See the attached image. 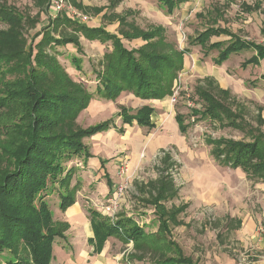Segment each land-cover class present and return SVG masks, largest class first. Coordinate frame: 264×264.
<instances>
[{
  "label": "rangeland",
  "instance_id": "374dc122",
  "mask_svg": "<svg viewBox=\"0 0 264 264\" xmlns=\"http://www.w3.org/2000/svg\"><path fill=\"white\" fill-rule=\"evenodd\" d=\"M0 3L12 6L34 19L39 12L34 0H0ZM53 5L54 0H51L48 13L39 15L36 29L26 31L30 41L37 32L49 25L53 16L49 20L48 17L55 13ZM65 12L91 27L105 26L108 31L121 36L129 49H137L145 44L141 38L130 40L121 35L123 30L130 31L132 25L145 32L155 27L163 28L165 41L178 49L188 47L193 38L211 26L225 27L236 36L264 45V0H189L172 13L160 6L158 0H76V4L73 0H64L61 13ZM121 17H125L124 22L119 21ZM9 27V24L0 22V30ZM80 37L84 52L79 53L75 48L74 51L63 49L66 56L61 55L59 59L75 80H83L94 90L96 82L89 61L103 57L108 48L99 41L93 42L82 35ZM216 40L228 41L229 36H213L210 42ZM191 48L192 52L185 56L183 68L174 83V94L154 102L157 109L152 120L156 121V127L152 130L141 128L144 136L141 151L138 140L140 128L137 122L126 125L121 121L119 113L124 106L117 104L116 100L113 109H106L101 104L102 100L96 98L79 116V127L96 125L113 116L125 133L122 135L112 129L104 135L85 139L92 152L114 142L116 148L120 147H108L112 151L106 165L108 174L102 167L93 166L89 160L75 159L68 163V166L76 167L73 181L78 185L76 195L80 206L76 205L70 211L84 210L86 214L82 221H67L68 209L60 210L59 196L56 193L48 195L55 225L61 229L66 228L64 224L69 225L64 233L67 240L57 238L56 244L61 246L63 252L72 254L74 260L75 252L81 246L84 249L87 240L81 238L77 241L76 237L87 236L83 232L92 227L88 208H95L102 213L99 207L120 186L126 188L128 202L112 218L107 217L110 220H117L121 216L135 217V222L141 228H146L147 232L156 233L161 228L159 214L155 212L157 209L152 202V196L157 193L150 182L159 177L158 167L164 166L162 159L169 155L168 163L172 165L166 169L165 175L174 179L178 195L166 201L165 206L170 210L175 206L184 210L170 221L169 227V237L173 238L179 249L197 264H264V180L252 179L243 169L220 165L208 143L210 138H251L228 122L195 115L197 109H204L199 92L209 91L217 100L241 115L250 126L264 130V60L259 65L244 67V60L249 59L254 51H242L231 55L224 64H219L214 62L217 50L206 55L197 44ZM74 55L82 60L84 69L81 73L68 65ZM10 77V74L6 75L4 80ZM1 83L0 93L3 89ZM97 100L101 102L93 106ZM125 102L128 107L133 105L130 100ZM178 115L184 117L188 126L183 134L175 119ZM14 141L12 134H5L0 129V173L10 167L8 150ZM105 174L112 180V187ZM115 238L106 262L101 264H143L155 257L149 251L146 256V252L136 248L132 241L127 243L119 237ZM162 251L165 255L174 254L168 248ZM62 256L57 251L52 264H66ZM142 256L144 259H141ZM78 261L75 263L78 264ZM82 264H85V260Z\"/></svg>",
  "mask_w": 264,
  "mask_h": 264
},
{
  "label": "trees",
  "instance_id": "16d2710c",
  "mask_svg": "<svg viewBox=\"0 0 264 264\" xmlns=\"http://www.w3.org/2000/svg\"><path fill=\"white\" fill-rule=\"evenodd\" d=\"M34 1L39 9L35 19L0 3V22L10 25L7 30H0V82L3 85L0 129L15 139L8 150L10 167L0 173V264H52L54 245L57 238L65 239L68 224L63 223L64 229L55 225L48 195L56 193L60 210L67 211L77 202L78 188L73 181L76 167L68 166V163L93 157L85 139L111 128L125 132L123 127L116 126L114 117L96 125L79 127L77 120L92 100H116L125 90L147 100L174 94L173 86L183 68L184 57L192 52L191 46L195 44L203 48L206 55L217 50L214 62L219 64L242 51H254L249 59L244 60V67L259 65L264 60L263 44L236 36L225 27L211 26L193 38L188 47L178 49L165 41L163 28L155 27L145 32L132 25L130 31L123 30L121 35L130 40L141 38L145 44L129 49L121 36L108 31L105 26L91 27L66 12L49 16L48 20L52 17L49 25L30 41L26 31L36 29L39 15L48 13L51 5V0ZM186 1L158 0V3L172 13ZM73 3L76 4V0ZM124 18L118 19L124 22ZM81 35L108 48L102 58L89 61L96 82L94 90L83 80H75L59 59L61 55L66 56L63 49L84 52ZM224 35L230 39L210 42L213 36ZM81 61L74 55L68 65L81 73L84 69ZM9 74L10 79L4 80ZM199 93L204 109H197L195 115L228 122L251 138H210L208 143L216 161L225 167L241 168L254 180H264V130L250 126L213 93L204 90ZM134 111L122 107L119 117L124 124L137 122L139 126L154 129L152 107L142 106ZM177 121L181 132H186L188 126L184 117L178 115ZM169 161V155L162 159L164 166L158 167L159 177L150 182L157 193L152 196V202L159 214L161 228L156 233L147 232L133 217L110 220L89 207L94 233L89 241L96 251L100 252L106 241L115 236L127 243L132 241L136 248L146 252V256L148 251L155 254L152 261L143 264H197L169 237L170 221L184 211L182 207L175 206L170 210L165 206L166 201L178 195L174 179L165 175L166 169L172 165ZM101 164L105 168V161L101 160ZM106 176L112 187V180ZM163 248L174 254L165 255Z\"/></svg>",
  "mask_w": 264,
  "mask_h": 264
},
{
  "label": "crops",
  "instance_id": "0c3cea01",
  "mask_svg": "<svg viewBox=\"0 0 264 264\" xmlns=\"http://www.w3.org/2000/svg\"><path fill=\"white\" fill-rule=\"evenodd\" d=\"M189 1V0H188ZM188 1H186L185 3H187ZM183 4V3H182ZM181 5V4H180ZM229 39H230V37H229ZM216 41H220V40H216ZM98 42V41H97ZM186 56V55H185ZM102 58V57H101ZM185 58V57H184ZM129 94V95H128ZM132 95V93H129V91L127 92L126 90H125V92H123V94L120 96V97H118L117 99H116V103L117 104H120V105H122V106H126V107H128L127 105H125L126 104V102H125V100H130V102L133 104V105H131V106H129V107H131V108H133V109H135V111L136 110H138V109H140L142 106H150V107H152L153 109H154V111L157 109V107H155V101H158V100H160V99H154V100H147V99H143V98H138V97H135L134 95V97L132 96V97H130L129 98V96H131ZM133 98H135V99H133ZM166 98V97H165ZM165 98H163V99H165ZM102 100V99H101ZM97 102H101V101H99V100H97L95 103H94V105L93 106H96L97 104ZM114 100H111V101H107V100H102V102H101V104L102 105H104V107H106V109H113V105H114ZM125 103V104H124ZM96 104V105H95ZM92 107V106H91ZM128 107V108H129ZM120 111V110H119ZM134 111V112H135ZM113 117V116H112ZM111 117V118H112ZM111 118H108V119H111ZM176 119V121H177V117L175 118ZM122 121V120H121ZM153 121V120H152ZM155 123H156V121H155ZM177 123H178V121H177ZM126 125H129V124H126ZM126 125H124V126H126ZM156 125H157V123H156ZM116 126L118 127V128H120V126H118L117 125V123H116ZM143 126H139L138 125V128H140V130H139V133H138V136H139V138H138V140H139V150L141 151V148H142V145H143V140H144V136H143V130L141 129ZM156 127V126H155ZM178 127H179V131H180V133L181 134H183V133H185V132H181V130H180V126H179V123H178ZM144 128V127H143ZM145 128H147V127H145ZM112 129H114V131H116V132H118V133H120L119 131H118V129L117 128H111V130ZM111 130H109V131H105V132H101V133H97V135H104V134H106V132H111ZM150 130H152V129H150ZM125 133V132H124ZM124 133H120V134H124ZM97 135H95V136H92V138L93 137H96ZM116 144H115V142L114 143H112V145L110 144L109 146H105V147H102V146H100L99 148H96L95 149V152L93 151H91L90 150V148H91V146H90V144H88V146H89V150H90V152L92 153V155H93V157L92 158H90L89 159V161H91L92 162V165L93 166H99V168L100 167H102L103 168V166H102V164H101V160H103V161H105V164H104V166H105V168H103V170L106 172V174H108V171H107V163L109 162L108 160H109V158H110V154L112 155V151L110 152L109 150H108V147H114V148H116V146H115ZM154 147L155 146H153V148L152 149H154ZM118 148H120V147H118ZM118 148H116V149H118ZM216 160V159H215ZM239 169V168H238ZM241 169V168H240ZM105 174V175H106ZM107 178V177H106ZM107 180V179H106ZM108 181V180H107ZM76 205L78 206V207H80L79 206V203L78 202H76L75 204H73L72 206H70V208L68 209V212H67V214H66V220L67 221H70V223H72V222H74L75 221V219L77 220V219H79V220H81L82 221V219H84L85 218V214L86 213H84V210H82L81 208L80 209H75L74 211L72 210V211H70L71 209H73V208H76ZM156 212V211H155ZM133 218H135V217H133ZM146 226V225H145ZM146 229V228H145ZM84 234H87V236H85V237H76L77 238V241H79V240H81V238H84V239H86L87 238V240H86V242H85V244H84V249H82L83 248V246H81V248L77 251V252H75L76 253V259L74 260L73 259V256H72V254H67V253H65V252H63L62 250H61V246H57V244H55L54 245V250H53V253H54V258H53V261L54 260H56V258H55V255L57 254V251H59L60 253H62L63 254V256H62V258H63V260L64 261H66V264H76L75 262L76 261H78V264H82L83 263V261L85 260V264H101L102 262H106V258H107V256L109 255V249H110V246L111 245H113L114 244V239H117V238H115V237H110L107 241H106V243L104 244V246L102 247V249L100 250V252L99 251H96L95 250V247H94V245L89 241L90 240V238H93L94 236V233H93V229H92V227L86 232H83ZM66 239V238H65ZM67 240V239H66ZM55 247H59V249H57V248H55ZM57 249V250H56ZM61 263H62V261H61Z\"/></svg>",
  "mask_w": 264,
  "mask_h": 264
},
{
  "label": "built area",
  "instance_id": "2783aa9c",
  "mask_svg": "<svg viewBox=\"0 0 264 264\" xmlns=\"http://www.w3.org/2000/svg\"><path fill=\"white\" fill-rule=\"evenodd\" d=\"M64 0H54L55 13L52 14L55 17L63 10ZM128 202V194L124 186H120L113 192V195L109 197L105 204H102L99 209L106 216L113 217V215L120 210Z\"/></svg>",
  "mask_w": 264,
  "mask_h": 264
}]
</instances>
